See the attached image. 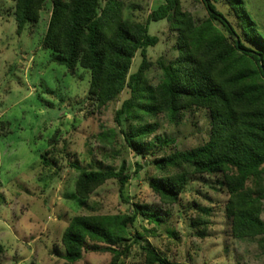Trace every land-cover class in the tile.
I'll return each instance as SVG.
<instances>
[{
	"label": "rangeland",
	"instance_id": "374dc122",
	"mask_svg": "<svg viewBox=\"0 0 264 264\" xmlns=\"http://www.w3.org/2000/svg\"><path fill=\"white\" fill-rule=\"evenodd\" d=\"M162 1L122 0L123 17L145 23ZM243 2L264 37V0ZM180 3L196 21L208 15L203 0ZM216 7L239 31L229 7L223 3ZM13 10V0H0V264H108L111 254L96 250L94 243H88L80 260L66 262L61 233L72 215L127 212L136 202L150 206L161 220L154 224L137 218L135 228L143 237L123 254L122 264H144L145 244L174 264H264V234L243 239L231 235L225 214L228 195L218 176L190 175L175 203H163L148 184L151 176L159 174L152 163L156 155L208 140V110L193 108L179 122L164 114L146 118L157 126L147 139L144 156L134 154L114 120L115 110L129 96L128 89L98 107L88 97L89 70L77 66L70 73L51 61L50 49L41 47L51 0H45L39 20L28 23L20 34ZM147 29L158 37L155 45L145 49L151 64L146 79L155 86L162 77L159 64L177 55L176 33L166 18L149 21ZM141 61L137 51L130 72ZM111 130L116 132L112 141L102 142L99 134ZM164 140L173 142L161 148ZM123 160L130 176L123 193L126 202L118 181L109 179L79 203L74 196L77 167L118 168ZM196 216L207 221L204 237H198L190 224ZM260 216L264 221V199Z\"/></svg>",
	"mask_w": 264,
	"mask_h": 264
},
{
	"label": "trees",
	"instance_id": "16d2710c",
	"mask_svg": "<svg viewBox=\"0 0 264 264\" xmlns=\"http://www.w3.org/2000/svg\"><path fill=\"white\" fill-rule=\"evenodd\" d=\"M203 1L208 15L200 21L182 9L180 0H163L143 23L123 17L122 0H51L41 47L50 49L51 61L70 73L77 66L89 70L88 97L98 107L128 89L129 96L115 110L114 120L126 146L136 155L144 156L147 139L157 126L146 118L164 114L179 122L186 111L207 109L208 140L190 149L156 155L152 163L159 174L151 176L148 184L163 203H175L190 175L218 176L217 182L228 195L225 214L231 235L253 238L264 234L260 216L264 199V37L243 0ZM13 2L20 34L28 23L39 20L45 0ZM221 3L236 17L239 31L217 9ZM162 18L175 30L177 55L159 64L162 77L151 86L146 79L151 64L145 49L155 45L158 37L148 33L147 23ZM137 51L142 61L130 72ZM115 133L111 130L99 136L109 144ZM172 142L162 141L161 148ZM77 168L74 196L79 203L109 179L118 181L120 196L127 201L123 193L130 176L125 160L118 168ZM198 209L207 213L205 208ZM137 218L154 224L161 220L150 206L137 202L127 212L72 215L60 238L65 261L80 260L88 243H94L96 250L111 254L108 264H122L123 254L143 237L135 228ZM190 224L198 237L206 235V220L196 216ZM142 249L144 264H174L150 244Z\"/></svg>",
	"mask_w": 264,
	"mask_h": 264
}]
</instances>
